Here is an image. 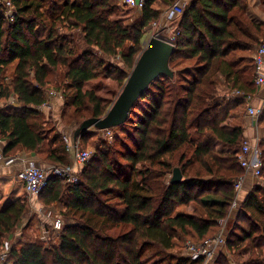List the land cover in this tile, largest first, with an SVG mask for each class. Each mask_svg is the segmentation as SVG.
Listing matches in <instances>:
<instances>
[{
  "label": "trees",
  "instance_id": "16d2710c",
  "mask_svg": "<svg viewBox=\"0 0 264 264\" xmlns=\"http://www.w3.org/2000/svg\"><path fill=\"white\" fill-rule=\"evenodd\" d=\"M11 1L14 21L0 16V102L15 98L17 104L0 109V139L8 141L6 153L22 149L67 167V144L59 132L48 135L39 110L49 87L63 81L75 90V125L103 118L110 104L84 91L85 85L118 73L106 61L122 52L132 71L143 52L144 30L159 21L162 5L181 0H144L131 25L117 19V0ZM176 22L174 77H161L135 103L119 126L130 124L132 132L112 149L101 143L77 184L50 177L39 196L47 206L64 204V218L73 220L62 228L59 244H20L3 264H204L175 250L184 237L204 242L217 236L230 213L234 185L244 174L237 155L245 139L243 128L227 120L246 102L228 95L256 94L254 54L264 40V23L250 15L249 0H193ZM78 36L86 46L82 54ZM259 146L264 164L262 141ZM177 168L183 178L172 184ZM189 206L191 214L184 210ZM28 211L26 196L0 209V247ZM230 222L222 264L242 250L254 255L244 264H263L264 186L252 188Z\"/></svg>",
  "mask_w": 264,
  "mask_h": 264
},
{
  "label": "rangeland",
  "instance_id": "374dc122",
  "mask_svg": "<svg viewBox=\"0 0 264 264\" xmlns=\"http://www.w3.org/2000/svg\"><path fill=\"white\" fill-rule=\"evenodd\" d=\"M1 2L2 1L0 0V4ZM117 4L119 7V11L121 12L120 15L117 17V19L124 21L125 25L133 24L141 16V11H137L135 9L129 8L125 4L124 0H117ZM183 5L185 6V4ZM159 6H161V2H159ZM169 6L170 5L161 6L163 8L162 10L163 12L159 21L156 22L157 26H155L154 23L153 25H150L148 28L144 30L143 39H142V51L146 49L149 41L153 38V36L158 35L162 39L167 40L168 37L171 36V32L173 30H176L178 22L170 26L171 31L169 32L162 31V28L164 26L163 16L164 13L168 11ZM260 9L264 10V6L261 5ZM1 15H3L2 11H0V16ZM73 34L81 35L79 30H74ZM76 43H77L76 47L79 51L78 54L80 53L82 54L86 49V46L82 42V39L79 38V36L77 38ZM131 45H132L131 43L127 44L126 49H128ZM123 53L124 52L120 53V55H118L115 58H109L106 61L107 62L106 65L118 69V73L113 72L109 77L103 76L98 80L87 83L84 87V91H93L106 103L110 104L109 109L113 106V104L116 102L119 95L121 94L127 80L125 79V77L126 76L128 77L131 74V70L127 68L124 62L122 61L121 56ZM189 63L190 62H186L185 65L186 66L189 65ZM121 72L123 74H120ZM49 89H52V91L61 92L62 104H60V110L59 112L57 111L58 114L55 115V117L51 113L46 115L49 117V121L44 123L45 124L44 129L48 132V135H50V137L56 135V133L58 132V128L55 126L54 122L55 120L58 119L57 121L60 124V128L64 129L61 131L63 133H67L66 136L67 138L71 136L73 137L74 131L82 122L81 121L80 123L75 125L77 120H75V118L74 120L71 118L74 112V108L72 107V105L76 96V92L74 89L69 88L66 85V83H64L63 81L60 83L52 84L49 87ZM246 113H247V106L246 107L242 106L240 108L235 109V111L232 112V115L237 116L241 120V118L247 116ZM81 115L83 116L84 114ZM44 119H45V115H44ZM131 132L132 130L130 124L124 126V128L117 127L111 129L110 136H106V132L104 131H91L87 134V137L85 138L84 141H79L80 143L79 146L82 149L91 153L92 156L91 158H93L96 151L98 150L97 148L99 147L102 148V146L100 145L101 143L102 144L106 143V145L105 144L104 145L107 148L112 149L114 146H116V143L118 141L121 142L124 139H126L128 137L127 134ZM260 139L263 142V149H264V133L262 134V138ZM68 157H69V164L71 165L72 164L71 154H69ZM38 163L39 165H42L46 169H48L51 166L49 162L47 163V161H45V155L40 156ZM84 167L81 170H83ZM77 169L79 170L80 167H78ZM254 183L255 185L264 186V176H262L261 179L254 181ZM36 201H37L36 205H34V207L32 208H29V211L26 214L27 216L24 219V228L19 229L17 234L15 231L11 237L6 238L3 241L2 246L0 247V264H3L4 262L1 254L7 252L8 253V257L6 258L7 260L9 258V253L11 252L12 248L17 247L18 245L20 246V244L43 242L44 240L47 243L46 247L57 246L59 244V235L61 231H57V232L52 231L54 221L59 218L62 219L63 227L73 223V220L71 219L68 220L64 218V212L66 211L64 204L47 206L40 198L37 199ZM193 209L194 208L192 206H189L188 208H184V210L187 213H192ZM238 213L239 211L235 213V216ZM232 226H233V222L228 223L227 229L230 230ZM188 241L197 242V240H193L192 237H184L182 238V240H180L177 243L178 248H176L175 253L177 254L178 250H180L179 253L184 257H187L185 244ZM260 254L264 256V252L261 251ZM250 255L252 256L251 258L254 257L252 252L247 250H242L240 251V253H237L236 255L235 253H232L229 256V263L225 262V264H244L246 261H248ZM217 261H219L221 264L224 262L222 258H218Z\"/></svg>",
  "mask_w": 264,
  "mask_h": 264
},
{
  "label": "built area",
  "instance_id": "2783aa9c",
  "mask_svg": "<svg viewBox=\"0 0 264 264\" xmlns=\"http://www.w3.org/2000/svg\"><path fill=\"white\" fill-rule=\"evenodd\" d=\"M1 4L4 6V17L13 22L15 19L16 9L11 0H1ZM125 4L132 9L137 11H142L144 9V0H124ZM185 6L181 4H175L171 9L164 13V26L162 28L163 32L171 31L170 26L175 23V21L181 17L184 13ZM155 26L157 24L155 23ZM180 35L179 31L173 30L171 36L168 37L166 41L170 42L176 47V41ZM158 36V35H155ZM154 37V36H153ZM160 37V36H159ZM254 64L256 67L255 73V86L258 91L264 90V41L257 48L254 55ZM62 98L61 92L50 91L48 93L47 102L44 103L39 110L42 111L44 108H51L52 100L56 98ZM229 98H243L247 106V115L252 119L254 123L259 126V119L264 110V99H262V105L255 107L253 102L255 100V95H249L242 93L241 91H234L228 95ZM106 136H110V130L104 131ZM64 141L67 144V152L72 155L73 162L67 167L61 166H50L48 169L38 165L33 160L21 161V169L17 173V179L23 184L25 191L28 195L29 200L33 202L39 199V196L44 191L47 186L50 177H58L64 180L68 185H75L79 181V173L81 169L86 165L91 159V153L82 149L79 146V142L75 143L72 139L64 137ZM261 139L258 137L254 140H244L242 144L241 151L237 155V160L244 171L243 177L234 185L235 190V200L231 205V210L229 215L221 221L220 232L214 238L208 239L204 242H191L186 243V256L196 260L199 258L204 259V264H214L222 253H225L227 237L229 230L227 229L228 223L234 217L240 209L241 200L240 194L242 193L244 186H246L247 177L251 176L256 180L262 178L263 172V158L262 151L260 148ZM16 158L8 159L6 164L11 165L16 162ZM80 167L78 170L77 168ZM32 205V204H31ZM37 210V209H34ZM63 228L62 219H57L53 223L52 231H61ZM4 262L8 257V253L4 252L1 254Z\"/></svg>",
  "mask_w": 264,
  "mask_h": 264
},
{
  "label": "water",
  "instance_id": "95a60500",
  "mask_svg": "<svg viewBox=\"0 0 264 264\" xmlns=\"http://www.w3.org/2000/svg\"><path fill=\"white\" fill-rule=\"evenodd\" d=\"M175 46L159 36H154L131 71L121 94L103 118H91L82 122L73 133L75 143L91 131H106L124 125L130 117L135 103L148 91L150 86L161 77H174L170 61ZM180 169L173 172L172 184L182 181Z\"/></svg>",
  "mask_w": 264,
  "mask_h": 264
},
{
  "label": "crops",
  "instance_id": "0c3cea01",
  "mask_svg": "<svg viewBox=\"0 0 264 264\" xmlns=\"http://www.w3.org/2000/svg\"><path fill=\"white\" fill-rule=\"evenodd\" d=\"M191 1L193 0H181L177 2L176 4H181V5L185 4L186 6ZM173 6H171L169 9H171ZM260 7H261L260 0H249L250 15L257 22L264 23V10H261ZM262 99H264V90H260V91L256 90L255 100L253 102V105L255 107L261 106ZM16 104L17 102L15 98L10 100L9 102H0V109L6 106H16ZM58 104H59V107H58ZM60 104H62V99L59 97V98L52 100L51 108L42 109L41 112H43V114L45 115V119H46L45 122L49 121V117L46 116L49 113H51L54 117L55 115L58 114L57 111L59 112L60 110ZM57 120H55L54 122L55 126L58 128V132L62 133L61 135L64 138L67 136V133H63L61 131L64 129L60 128V124L58 123ZM227 125H230L232 127H236V126L242 127L243 133H244V139L246 140L248 139L252 141L258 137L262 138V134L264 133V124L258 126L256 123L252 121L251 118L248 117V115L246 117L241 118L240 120L237 116L231 114L227 120ZM68 138L73 140L72 136ZM7 143H8L7 140L0 139V209H2L6 203H11L19 197L26 196L28 198V195L25 191L23 184L17 179L16 176H17L18 171L22 167L21 165L22 160L24 161L33 160L36 163H38V160H39V157L37 154L28 153L27 151L22 150V149H15L12 152L6 153L5 148L7 146ZM11 158H16L17 159L16 162L11 165H7L6 164L7 160ZM71 159H72V155H71ZM72 162H73V159H72ZM254 181L255 179L252 178L251 176L247 177L246 184H245L246 186H244L245 190L243 189L240 195L241 203L244 202V200L246 199V197L248 196V194L254 187L255 185ZM36 202H37L36 200H34L33 202L29 200L28 208L34 207V205H36ZM188 214H191V213H188ZM23 228H24V222L19 225L18 229L16 230V234L18 233L19 229H23ZM261 259L264 264V256H262Z\"/></svg>",
  "mask_w": 264,
  "mask_h": 264
}]
</instances>
